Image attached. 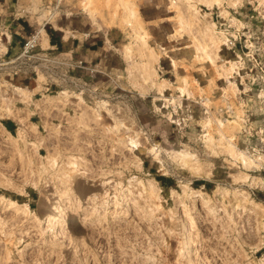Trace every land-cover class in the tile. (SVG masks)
<instances>
[{"label":"rangeland","instance_id":"obj_1","mask_svg":"<svg viewBox=\"0 0 264 264\" xmlns=\"http://www.w3.org/2000/svg\"><path fill=\"white\" fill-rule=\"evenodd\" d=\"M263 1L0 0V82L71 95L0 117V264H264Z\"/></svg>","mask_w":264,"mask_h":264},{"label":"bare ground","instance_id":"obj_2","mask_svg":"<svg viewBox=\"0 0 264 264\" xmlns=\"http://www.w3.org/2000/svg\"><path fill=\"white\" fill-rule=\"evenodd\" d=\"M195 2V4H200V5H204V6H206L207 7V9H211L212 8V6L214 5V4H217V6H219V8H221V12L222 13H226V11L220 6L221 5V0H194ZM178 2V1H177ZM192 2V1H191ZM191 2H189V3H191ZM237 2H239V0H231V5H235ZM264 2V1H263ZM179 3V2H178ZM177 4V3H176ZM130 6V5H129ZM129 6H127V10H128V7ZM131 7L132 6H130V9H131ZM196 7H197V5H196ZM190 8V7H189ZM193 8V11H194V7H192ZM199 8V7H198ZM129 9V11L130 12H132V10H130ZM197 9V8H196ZM195 9V10H196ZM190 10H192L191 8H190ZM196 11H198V10H196ZM128 13V12H127ZM136 13V11H134L133 12V14H135ZM207 13V12H206ZM209 14V13H208ZM208 14H207V16H208ZM205 15V14H204ZM226 15H227V13H226ZM129 16H131V15H129ZM201 16V15H200ZM203 17V16H202ZM203 18H205V17H203ZM125 19H126V17H125ZM129 19V18H128ZM127 19V20H128ZM207 22V21H206ZM208 22H209V24H208ZM207 23H205V24H207V25H209L210 26V28L212 29V31H214L213 30V25L214 24H212L210 21H208ZM132 23V22H131ZM128 24H130V23H128ZM132 26H134V25H132ZM215 26V25H214ZM178 28H180V30H182V27H183V23H182V20H180L179 21V26H177ZM185 28H183V30H184ZM208 29V28H207ZM176 30H177V28H176ZM179 30V29H178ZM177 30V31H178ZM39 31V30H38ZM42 30H40V32H41ZM178 32H180V31H178ZM39 33V32H38ZM44 33V30L42 31V34ZM46 33V32H45ZM44 33V34H45ZM209 33L210 34H208V36H209V39H210V41L213 43V44H215L216 45V47H217V45L219 44V43H222V42H224V40L226 39V36H224V34H222L221 32H220V34H218V35H216V34H214L213 32H210L209 31ZM41 34V35H42ZM44 36V35H43ZM144 39V38H143ZM46 42H47V40H45ZM141 41H142V39H141ZM143 41H145V40H143ZM47 44V43H46ZM142 45V44H141ZM147 48V47H146ZM204 48L205 49H207V48H209V47H204V46H200V47H198V51H200V52H202V53H204V57L205 58H208L212 63H215V58L217 57L216 56V52L210 47V49H212V51H214L213 53H211V52H209V50L210 49H207L208 51H206V50H204ZM128 49V48H127ZM217 49H218V47H217ZM216 49V50H217ZM153 50V49H152ZM128 51H130V50H128ZM127 51V52H128ZM211 51V50H210ZM123 52H124V50H123ZM126 52V53H127ZM154 52V51H153ZM199 52V53H200ZM125 53V52H124ZM123 53V54H124ZM125 53V54H126ZM152 53V52H151ZM150 54V53H149ZM155 54V53H154ZM149 56V55H148ZM154 55H152L151 57H153ZM199 56V55H198ZM201 56V55H200ZM126 57V56H125ZM150 57V56H149ZM202 58H204L203 57V55L201 56ZM200 57V58H201ZM149 60H151V59H149ZM236 63L235 62H232V61H230L229 62V65L227 66V67H224V66H221V68L222 69H224V71H225V73L227 74L228 72H232V70L233 69H235V67H234V65H235ZM222 73V72H221ZM157 85V84H156ZM163 86V85H162ZM161 86V87H162ZM178 87V86H177ZM183 88H184V86H182ZM182 87H180V88H182ZM180 88H178V89H180ZM8 89H11V93L9 92H7V90ZM158 89V88H157ZM177 89V90H178ZM187 89V88H186ZM181 90V92H183L182 90H185V89H180ZM30 90H27V89H25V88H21V87H18V86H15V85H13V84H3L2 82H0V117H6V118H14L15 120H17V122H18V125H19V127L17 128V138H19L20 140H24L25 141V138L26 137H28L27 135H28V130H29V128H31V130H33L34 132L36 131V126L33 124V123H31L30 121H28L27 119H28V114H30V112L32 111V109H34L33 108V105L34 106H36L37 107V105H40L41 103H43V104H46V105H48V104H51V103H59V104H62V105H64L65 103H66V101L68 100V98L71 96L70 95V93H69V91L67 90V89H63V90H60L58 93H59V95H55V96H51V97H49V96H43V98L42 99H37V100H33V98H32V94L30 95ZM184 93V92H183ZM192 94V93H191ZM70 95V96H69ZM183 95V94H182ZM190 94H188V96H189ZM260 95V94H259ZM262 95V94H261ZM179 96V95H178ZM15 101H19V102H22V103H24V105L26 104V107H28V108H25V109H27V110H23V109H21V108H18L16 105H15ZM100 102H101V100H99ZM103 101V100H102ZM178 101V100H177ZM82 101H78L77 102V104H80ZM83 103V102H82ZM173 103V102H172ZM100 104H102V103H100ZM103 105V104H102ZM106 105V104H105ZM83 107H84V105H82ZM81 106V107H82ZM32 107V108H31ZM241 116V115H240ZM243 118V117H242ZM13 119V120H14ZM240 119V118H239ZM218 123H220V124H222L221 122H218ZM237 124H239V123H237ZM0 126H1V131H3L8 137V140L9 141H11L12 142V144H13V146H14V148H15V150H17V151H20V150H18V148H17V144H16V141H18L19 139H17L16 137H12V135L7 131V130H5L4 128H3V126L0 124ZM223 126V125H222ZM3 133V134H4ZM34 137H36V135L34 136ZM40 138V137H39ZM38 138V139H39ZM132 138V137H131ZM130 138V139H131ZM5 139V141H6V137L4 138ZM41 140V139H40ZM135 140V139H134ZM35 141H37V142H39L37 139H35ZM34 142V141H33ZM31 143V142H30ZM138 143V142H137ZM136 143V144H137ZM10 144V143H9ZM40 144V143H39ZM38 144V145H39ZM135 144V143H134ZM133 144V145H134ZM32 145L34 146V149H36V145L37 144H34V143H32ZM38 145H37V147H38ZM233 147V146H232ZM236 149V148H235ZM231 150H232V148H231ZM241 151V150H240ZM181 152V151H180ZM20 153V152H19ZM235 153V152H234ZM234 153H233V155H234ZM232 154V153H231ZM236 154V153H235ZM239 154H241V153H239ZM241 155H243V154H241ZM74 157V156H73ZM72 157V158H73ZM244 155L242 156V158H243V160H245L244 159ZM77 158H79L80 159V157H77ZM247 158H248V156H247ZM74 159H76V157H74ZM254 159V158H253ZM77 161V159L75 160V162ZM246 161V160H245ZM78 162V161H77ZM71 163V162H70ZM258 163V162H257ZM77 164V163H76ZM251 164V163H250ZM72 165H73V163H72ZM74 165H75V163H74ZM81 165H83L82 163H81ZM79 166V165H78ZM73 168L75 169V167L73 166ZM81 168V167H80ZM78 168H76V170H77ZM83 171V170H82ZM149 184V183H148ZM151 184V183H150ZM151 185H153V184H151ZM186 185V184H185ZM185 185H184V189H187V188H185ZM184 189H182V190H184ZM191 188H188V191L190 190ZM154 190H156V189H154ZM173 191V190H172ZM175 191V190H174ZM187 191V192H188ZM194 191V190H193ZM200 191V190H199ZM184 192H185V190L183 191V194H184ZM189 193V192H188ZM190 193H193V192H190ZM189 193V194H190ZM201 193V192H200ZM193 195H195V194H193ZM198 195H199V193H198ZM200 195H202V194H200ZM203 196V195H202ZM201 196V197H202ZM205 197V196H204ZM193 198V197H192ZM203 198V197H202ZM201 198V199H202ZM205 199V198H204ZM204 199H202V200H204ZM194 200V199H193ZM206 200V199H205ZM204 200V201H205ZM206 202V201H205ZM182 221H183V229H186V228H188L187 227V225H186V222H185V219H181ZM188 231V230H187ZM187 231H186V233H187ZM188 234V233H187ZM186 234V235H187Z\"/></svg>","mask_w":264,"mask_h":264},{"label":"built area","instance_id":"obj_3","mask_svg":"<svg viewBox=\"0 0 264 264\" xmlns=\"http://www.w3.org/2000/svg\"><path fill=\"white\" fill-rule=\"evenodd\" d=\"M36 46V39L35 36H32L28 38L22 48V52L20 55L16 57V61L11 62V65L13 64V67L16 68L15 66L17 65H23V67H29L32 69H35L37 71H43L46 74H48V77H52V74L54 75V63L55 61L53 59H50L48 55L44 52H35L34 54L29 55L32 59H29V62L26 63V59L24 58L25 56L28 55V53H32L34 51V48ZM27 54V55H25ZM28 61V60H27ZM5 61H2L0 63V67L5 65ZM78 67L80 65H77ZM48 89V88H47Z\"/></svg>","mask_w":264,"mask_h":264},{"label":"crops","instance_id":"obj_4","mask_svg":"<svg viewBox=\"0 0 264 264\" xmlns=\"http://www.w3.org/2000/svg\"><path fill=\"white\" fill-rule=\"evenodd\" d=\"M224 36H225V35H224ZM209 40H210V39H209ZM222 43H223V42H222ZM197 49H198V47H197ZM229 62H230V61L224 62L223 64H221V66L227 67V66L229 65ZM227 64H228V65H227ZM221 66H220V67H221ZM228 73H229V72H228ZM228 73H227V74H228ZM225 74H226V73H225ZM15 86H16V85H15ZM18 87H20V86H18ZM21 88H23V87H21ZM25 89L28 90V88H26V87H25ZM56 95H59V93H57ZM43 96H49V97H50V96H54V95L43 94L39 99H42ZM69 96H70V95H69ZM32 98H33V97H32ZM36 100H37V99H36ZM42 104H43V103H42ZM51 104H52V103H51ZM1 119H2V118H1ZM2 126H3V125H2ZM3 128H4L5 130L8 131V129H6L4 126H3ZM8 132H9V131H8Z\"/></svg>","mask_w":264,"mask_h":264}]
</instances>
